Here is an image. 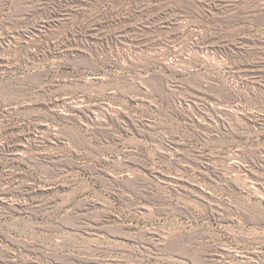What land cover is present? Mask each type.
Returning <instances> with one entry per match:
<instances>
[{
	"label": "rangeland",
	"instance_id": "1",
	"mask_svg": "<svg viewBox=\"0 0 264 264\" xmlns=\"http://www.w3.org/2000/svg\"><path fill=\"white\" fill-rule=\"evenodd\" d=\"M0 264H264V0H0Z\"/></svg>",
	"mask_w": 264,
	"mask_h": 264
}]
</instances>
